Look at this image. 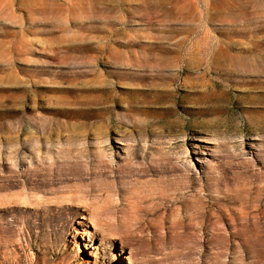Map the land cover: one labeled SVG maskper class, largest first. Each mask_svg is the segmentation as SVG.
<instances>
[{"label": "rangeland", "instance_id": "374dc122", "mask_svg": "<svg viewBox=\"0 0 264 264\" xmlns=\"http://www.w3.org/2000/svg\"><path fill=\"white\" fill-rule=\"evenodd\" d=\"M224 59L264 0H0V264H264V65Z\"/></svg>", "mask_w": 264, "mask_h": 264}, {"label": "bare ground", "instance_id": "6f19581e", "mask_svg": "<svg viewBox=\"0 0 264 264\" xmlns=\"http://www.w3.org/2000/svg\"><path fill=\"white\" fill-rule=\"evenodd\" d=\"M220 65H221L222 68L228 69V71H237V70H240L239 68H243V67L252 68L254 66H261V65H264V62H262V61L261 62L260 61H248V60H243V59H224V60H221ZM206 95L209 97V95L211 96L212 93L211 92H207ZM84 152H85V154H87V158H89V157H97V158H99V160L95 162L96 163L95 164L96 167H98L99 165H101L102 162H104V160L100 159V157L102 158V156H103V155H101V153H99L100 156L98 154H96V155L93 156V153L92 152H89L88 153V150H85ZM76 163L79 164V165H81L82 167H86V165H89V161L77 160ZM89 172L93 174L95 171L93 172L92 169H89ZM172 189L173 190L174 189L176 190L177 188L174 186V187H171V190ZM175 194L178 195V193H175Z\"/></svg>", "mask_w": 264, "mask_h": 264}]
</instances>
